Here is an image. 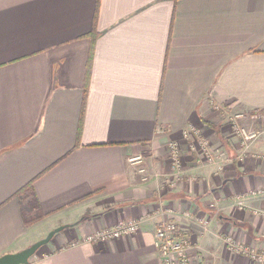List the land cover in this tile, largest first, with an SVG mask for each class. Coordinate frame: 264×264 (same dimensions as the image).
Masks as SVG:
<instances>
[{"label": "crops", "instance_id": "1", "mask_svg": "<svg viewBox=\"0 0 264 264\" xmlns=\"http://www.w3.org/2000/svg\"><path fill=\"white\" fill-rule=\"evenodd\" d=\"M261 111L264 0H0V255L68 224L29 264H161L167 216L192 264H259L224 237L264 251V139L241 148L228 121ZM130 219L129 236L83 241Z\"/></svg>", "mask_w": 264, "mask_h": 264}, {"label": "built area", "instance_id": "2", "mask_svg": "<svg viewBox=\"0 0 264 264\" xmlns=\"http://www.w3.org/2000/svg\"><path fill=\"white\" fill-rule=\"evenodd\" d=\"M244 117L243 114L237 113L235 116L228 118L230 123L231 133L237 138V141L241 148L247 149L250 144L257 142L258 139H264V111L254 113L251 118L255 123V127L249 128L238 123L237 118ZM236 118V119H235ZM181 135L191 141L192 147L195 146L200 150V153L210 162H214L215 153L222 155L218 150L212 149L208 146L207 140H205L200 132L194 127H188L183 130ZM178 140H172L169 142L168 151L169 158L174 168L181 165V150ZM258 158L264 159V154L257 155ZM130 163L137 164V171L140 174H144V169L139 167L141 159L139 156H134L128 159ZM167 183L171 187L176 186V179L170 178ZM262 194L264 191H257ZM256 192V193H257ZM239 208H245L243 201L238 202ZM186 214V213H185ZM140 219H130L126 221H120L110 227H103L97 229L83 238L85 242H104L109 239L122 238L129 236L139 229ZM201 223L206 226L207 220L202 219ZM155 245L160 254L161 264H192L188 255V247H190L189 240L182 234L176 226V222L169 219L167 216H163L155 224L154 231ZM225 248L228 252L242 255L250 260L256 261L259 264H264V251L256 250L251 246L241 244L231 236L226 235L224 237Z\"/></svg>", "mask_w": 264, "mask_h": 264}, {"label": "water", "instance_id": "3", "mask_svg": "<svg viewBox=\"0 0 264 264\" xmlns=\"http://www.w3.org/2000/svg\"><path fill=\"white\" fill-rule=\"evenodd\" d=\"M68 226V224L59 225V227L57 226L51 229L44 237L34 241L22 250L0 255V264H29L30 258L40 247L48 243L56 233L62 231Z\"/></svg>", "mask_w": 264, "mask_h": 264}, {"label": "trees", "instance_id": "4", "mask_svg": "<svg viewBox=\"0 0 264 264\" xmlns=\"http://www.w3.org/2000/svg\"><path fill=\"white\" fill-rule=\"evenodd\" d=\"M29 186H30V185H26V186L23 187V188L21 189V191H19V192L22 193L23 191H27L28 188H29ZM41 217H42L41 214H38V215H36L35 217L31 216V218H29V219H26V217H25L26 224H30V223H32V222H35L36 220H39Z\"/></svg>", "mask_w": 264, "mask_h": 264}, {"label": "rangeland", "instance_id": "5", "mask_svg": "<svg viewBox=\"0 0 264 264\" xmlns=\"http://www.w3.org/2000/svg\"><path fill=\"white\" fill-rule=\"evenodd\" d=\"M229 116H230V117H233V116H235V115H234V113H233V114L231 113ZM240 124H241V123H240Z\"/></svg>", "mask_w": 264, "mask_h": 264}]
</instances>
